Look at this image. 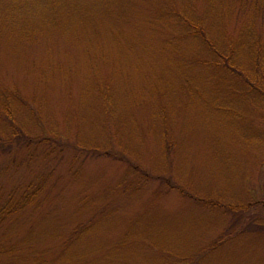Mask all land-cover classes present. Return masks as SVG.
Listing matches in <instances>:
<instances>
[{"label": "rangeland", "instance_id": "1", "mask_svg": "<svg viewBox=\"0 0 264 264\" xmlns=\"http://www.w3.org/2000/svg\"><path fill=\"white\" fill-rule=\"evenodd\" d=\"M36 1L0 26V94L44 140L0 157V188H44L8 232L12 264H264V101L188 68L207 49L197 17L218 46L236 1L215 31L207 0Z\"/></svg>", "mask_w": 264, "mask_h": 264}, {"label": "trees", "instance_id": "2", "mask_svg": "<svg viewBox=\"0 0 264 264\" xmlns=\"http://www.w3.org/2000/svg\"><path fill=\"white\" fill-rule=\"evenodd\" d=\"M47 1L50 2L49 0L43 2ZM235 1L239 5L238 10L241 11L242 18H244L243 24L231 35H227L225 32L224 36L222 30H220L221 33L218 31L217 39L226 37L218 46L206 36V30L201 25L206 17H197L194 25L200 30V33L199 30L194 32L193 34L199 37L193 38L201 39L203 46L205 43L207 49L205 48L204 51L205 57L197 58L195 61L191 59L188 68L193 70V67L195 68L197 64L202 66L203 68L200 69L206 70L205 72L209 73L211 77L208 81L205 80L204 86H211L208 90L214 93L217 92L218 97L226 90L231 91L234 85L237 86L238 83L234 84L233 77H239L243 85H248L255 90V92H252L253 94H244L247 100H255L254 102H256L260 98L264 101V0ZM54 2L60 3L57 0H54ZM207 2L210 5V11H212L211 17H213L211 27L215 31V28L223 20L221 18L226 14L224 7L228 8L230 6L228 0H207ZM183 3L186 11L194 7L191 2ZM170 4L173 5L174 3ZM39 6L41 5H38L36 0H0V26L12 27L13 30H16L18 26L15 25V22L18 23L21 15L25 13V16L27 14L31 16L33 12H38ZM259 14H262L263 27L261 32H255L254 26ZM25 18L29 21L27 16ZM52 18L51 20L42 17L43 21L55 22L57 20L56 16H52ZM159 21H166L164 14L160 16ZM19 32L27 36V31L24 29L19 28ZM257 91L261 93H257ZM241 96V99H244L243 95ZM12 98L13 95L10 93L0 94V124L7 129L9 128L6 135L0 132V157L10 156L15 150L22 152L25 149L40 148L44 144L43 139L30 137L16 126L11 112ZM195 98L197 99V96ZM220 108L217 111L220 110L223 113L233 111L228 106H221ZM43 190V186L39 184H23L14 186L11 189L0 188V264H12V261L17 258L18 250L12 244L13 238L10 237L8 232L22 220L27 212L36 209L40 205V195Z\"/></svg>", "mask_w": 264, "mask_h": 264}]
</instances>
